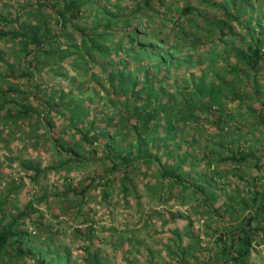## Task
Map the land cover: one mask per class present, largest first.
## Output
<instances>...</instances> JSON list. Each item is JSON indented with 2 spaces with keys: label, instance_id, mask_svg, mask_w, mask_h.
<instances>
[{
  "label": "trees",
  "instance_id": "1",
  "mask_svg": "<svg viewBox=\"0 0 264 264\" xmlns=\"http://www.w3.org/2000/svg\"><path fill=\"white\" fill-rule=\"evenodd\" d=\"M124 1L39 0L40 7L52 10L56 29L38 11H27L21 21L19 16L0 14V23L4 24H0V41L18 44L13 53L22 61L18 69L0 51V66H7L6 71L0 72V122L4 121V127L27 123L38 137L37 146L42 144L53 152L57 160L52 166L24 168L35 171L30 177L33 185L40 184L41 175L47 176L50 171L65 172L64 190L54 197L67 205L68 214L82 212L92 191L99 187L103 200H108L115 187L126 200L129 190L137 198L135 178L139 173L140 177H147L149 169L157 171L159 178L155 187L149 186L151 180L144 187L149 191L161 188L156 192L163 202L204 198L203 187L215 181L214 174L220 171L222 162L231 161L239 167L248 164L250 158L260 160L256 152L245 148L242 141L246 143V139L241 136L225 139L233 132H242L239 127L235 130V119L226 112L227 104L242 101L241 86L249 81L259 92L258 74L264 68V18L256 22L254 16L245 15L244 0H228L222 6L223 17L208 21L211 29H219L220 55L214 57L215 52L210 51L213 55L205 63L206 70L201 68L190 74V81L182 83L185 76L182 78L181 71L186 65L182 59H176L175 46L161 28L169 15L166 10L160 11L167 1L128 0L127 4ZM194 9L187 6L184 11L189 14ZM148 16L155 20V27L149 23L143 27ZM193 22L191 19L190 23ZM254 22L260 27L258 32ZM174 30L173 36L182 34L189 41L187 45L198 50L194 45L195 33H187L182 23ZM141 61L147 66L143 67ZM61 63L74 69L79 80L68 91L50 87L45 77L47 73L66 75ZM174 70L180 74H174ZM19 78L29 86L26 90L15 88L22 83ZM86 82H91L90 89L92 82L98 86L99 89L94 87L97 94L104 90V98L101 97L105 99L104 107L88 102L87 98L92 97L88 88H83ZM174 85L181 87L173 90ZM224 147L229 150L226 157L219 150ZM94 165L96 173L89 175L90 182L81 188L73 187L70 174ZM141 166L146 169L139 171ZM100 169L102 173L97 172ZM193 176L203 187L193 188L190 184ZM261 179L246 182L243 196L241 190L225 194L226 201L220 205L223 214L219 216L227 214L228 219L220 218L225 221L220 231H215L216 250L202 249L200 244L183 245L180 238L173 242L168 253L177 264H247L256 245L264 244ZM19 180L20 183L14 179L3 181L4 187L0 188V264H25L28 259L33 264H69L68 250L56 239L58 231H54L52 223L43 221V213L35 217L38 213L35 202L30 200L17 207L16 200H11L24 186V179ZM48 198L43 195L38 199L45 201L51 210L54 205ZM199 199L200 204L208 205V198ZM208 208L216 213L210 205ZM239 217L242 220L235 224ZM28 224L34 229L30 230ZM186 233L194 237L192 224ZM86 249L87 261L92 259L89 264H100L96 250ZM148 263L154 264V259Z\"/></svg>",
  "mask_w": 264,
  "mask_h": 264
},
{
  "label": "rangeland",
  "instance_id": "2",
  "mask_svg": "<svg viewBox=\"0 0 264 264\" xmlns=\"http://www.w3.org/2000/svg\"><path fill=\"white\" fill-rule=\"evenodd\" d=\"M166 1L167 8L165 6V9L160 11L163 13L166 10L165 13L169 15L165 18L166 22H162L161 28L165 29V35H169V40L175 46L176 59H182L186 65L181 74H183L182 78L185 76V80L182 83H187L190 81V74L198 73L201 68L206 70L205 63L213 55L210 51L215 52L214 57L219 56L221 53L220 49L222 46L220 45L219 29H211L208 21L211 22L214 21V18L223 17L222 6L227 4L228 0H208V3H202L198 0ZM98 3L100 4L101 1H98ZM127 3L128 0H125L124 4ZM244 3L243 8L246 10V16H254L256 22L258 19L263 20L264 0H244ZM187 6H194V12L186 14L184 9ZM27 11L43 13L51 22L52 28L56 29L52 10L40 7L39 0H0V14L10 15V18L19 16L21 21L25 19ZM97 15L99 16L100 14ZM151 17L144 18L145 24H143V27L144 25L146 27L148 23L150 26H156L155 20ZM191 19L194 20L193 23H190ZM181 23L187 33H195L194 45L198 48L197 51L187 45L189 41L182 34L178 37L173 36L171 30L175 29L174 31H177V27ZM0 24L4 25L3 23ZM254 24L256 26L254 29L257 31L260 27L256 25L257 23L254 22ZM254 24H252V27ZM146 32L150 33V31ZM152 35L148 37H152ZM182 37H184L185 41L182 40ZM143 41L148 42L149 40L143 39ZM14 46L19 48L16 43L14 45L6 41H0V51L5 55V59L7 58L10 63L16 64V68L19 69L20 66L18 65L22 61H19L15 56L17 54L13 53ZM197 62H201V64H197ZM140 64L143 67L147 66L145 61H141ZM60 66L67 70L66 75L47 73L45 77L49 79L48 85L50 87H54L55 90L59 88L68 91L70 86L77 85L76 83L79 81L76 79L77 73L65 63H61ZM49 67L46 69L48 70ZM6 68V64H3L0 66V72L6 71ZM97 71L98 73L101 72L100 69ZM173 73L180 74L176 70ZM159 76H162V74ZM229 78L230 76H227V79ZM258 80L260 83L259 92L254 89L253 82L249 81L247 85L241 86L240 90L244 93L242 101L240 103L227 104L226 112L235 119L233 123L235 130L236 127H239L242 132H233L225 141L241 136L247 141L246 143L242 141L243 144H246L245 148L248 151L256 152L260 160L253 157L249 159L248 164L239 167L231 161L222 162L219 168L221 172L213 173L215 181L205 187L202 186L203 183L200 180H197V178L195 180L194 176L190 178V184L194 189H198L200 186L205 188L203 189L205 191L204 198H208L206 199L208 202L206 206L199 202V198L204 199L203 196L196 199L185 197L163 202L159 198L158 192H156L161 188L156 191H149L144 187L145 183L150 180L149 186L155 187L159 178L157 171L147 168L150 172L147 177H143V175L140 177L139 173L135 178V183L138 185L137 198L132 194V190H129L126 200L123 194L119 193V188L115 187L111 191L112 194L108 200H103L100 193L102 188L99 187L92 191L85 202L82 212L76 210L68 214L67 205L64 202L60 204V200L54 197L56 193H61L64 190L66 184L63 179L65 172L56 173L50 171L47 176L41 175L40 184L33 185L30 177L35 171L31 168V170L27 171L24 168L32 166V168L44 169L52 166L57 160L53 152L42 144L37 146L38 137L33 132V127H30L27 123H20L17 127H4V121L0 122V172L2 173L0 188L4 187L3 181L14 179L17 183H20L19 179L21 177L24 179L23 188L16 195L13 194L11 200H16L17 207H22L30 200L35 202L34 206L38 210V213H35V217L43 213V221L46 224L52 223L54 231H58L56 239L68 250L70 254L69 264H89L92 259L87 261V247L92 251L96 250V254L101 260L100 264H149V259H154V264H165L166 261H169L168 264H177V260L168 253V250L172 248L173 242L178 240V238L182 240L183 245L188 243L193 245L200 244L199 247L202 249L209 247L216 250L217 245L214 239L217 234L215 231L219 230L220 226L224 224V217L228 219L227 214L222 216L223 219H220L222 217L219 216L223 214V208H220V205L226 201L225 194H234L237 190H241V195L243 196L246 182L250 183L257 177L262 178L260 180L261 183L264 182V116L260 114L264 115V108H262L264 107V68L258 74ZM10 81L14 83L15 80L12 79ZM71 81L75 84L71 85ZM19 82L22 83L18 84L19 86L15 85L16 89L26 90L29 87L23 78H19ZM90 84L91 82H86L83 88L87 89ZM92 87L87 90L89 92L88 95L92 97L90 100L87 98L88 102L97 107L99 105L104 107V90L97 94L98 86L92 82ZM180 87L181 85H174L173 90L176 88L180 89ZM77 91L78 89L75 88V92ZM176 96L178 98L179 94H176ZM257 116L261 117L258 118ZM57 119L60 118L57 117ZM211 131H215V129ZM203 134L206 136V131ZM225 143L227 145L228 142ZM219 150L223 157L229 155V150L226 147ZM258 162L259 169L257 167ZM95 168L94 165L87 170L82 169L72 172L70 174V177L73 178L71 181L72 186L81 188L84 184H88L90 182L88 180L89 175L93 176L96 173ZM204 168V164H201V169ZM145 169V166H141L139 171H144ZM97 172L102 173L103 170L100 169ZM210 176L207 177L209 178ZM224 176L226 177L224 178ZM241 177H245V180ZM212 193H215L216 197ZM43 195L49 197V203L54 205L51 210H49L45 201L38 199ZM173 196H177L176 191ZM219 196H222L220 200ZM198 205L199 207H197ZM209 205L216 213H212L211 210L208 211ZM55 214L58 215L57 218L54 217ZM242 218H237L235 224L239 223ZM190 224H192L194 237L188 236L186 233ZM28 225L30 230L34 229L32 225ZM50 243H52L51 240ZM202 257L204 256L201 255ZM25 264H33V261L28 259ZM247 264H264V244L256 245L247 260Z\"/></svg>",
  "mask_w": 264,
  "mask_h": 264
}]
</instances>
